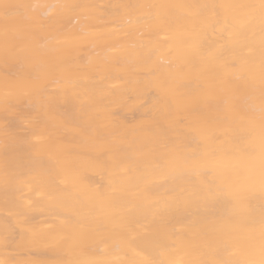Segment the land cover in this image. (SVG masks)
Masks as SVG:
<instances>
[{"label":"bare ground","instance_id":"1","mask_svg":"<svg viewBox=\"0 0 264 264\" xmlns=\"http://www.w3.org/2000/svg\"><path fill=\"white\" fill-rule=\"evenodd\" d=\"M0 264H264V0H0Z\"/></svg>","mask_w":264,"mask_h":264}]
</instances>
